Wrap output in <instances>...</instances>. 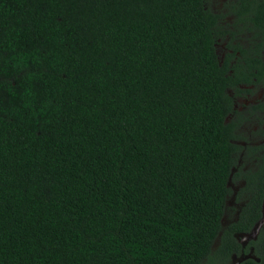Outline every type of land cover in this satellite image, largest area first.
Here are the masks:
<instances>
[{
	"label": "trees",
	"instance_id": "1",
	"mask_svg": "<svg viewBox=\"0 0 264 264\" xmlns=\"http://www.w3.org/2000/svg\"><path fill=\"white\" fill-rule=\"evenodd\" d=\"M237 8L238 30L215 0H0V264L240 253L234 233L262 215L264 167L232 175L237 80L215 43L264 39V0ZM239 173L246 202L222 225ZM248 245L258 261L240 264H264V225Z\"/></svg>",
	"mask_w": 264,
	"mask_h": 264
},
{
	"label": "flooded vegetation",
	"instance_id": "2",
	"mask_svg": "<svg viewBox=\"0 0 264 264\" xmlns=\"http://www.w3.org/2000/svg\"><path fill=\"white\" fill-rule=\"evenodd\" d=\"M231 1L233 2V11L231 9L232 6L226 4V2ZM239 2L240 0H221L217 3V8L224 15V17H222L223 15L221 16L220 20L222 24H226L230 29L238 30L236 26L234 27V22L236 25H244V22L238 21L240 16L234 12L238 9ZM227 14L229 16H226ZM262 37L261 35L253 36L252 32L245 30V32H239L235 36L226 34L224 38H218L217 43H215L217 52H219L218 45L220 44L222 47L219 57L222 60H224L225 56L228 58L227 75H232L237 80L235 84L231 85L230 82L226 87V92L231 101V110L225 119L227 122H236L234 134L241 137L233 139V142L240 146V150L237 153V166L233 168L232 175L238 171V168H241L242 172L248 170L256 172L261 167H264L263 163L258 162L256 159V156L264 152L262 148L264 144V72L261 73L259 63L256 64L257 59L264 61V50L262 49L259 52H240L234 49L240 47L241 50H248V47H255L260 42L264 46V39ZM255 164H258L256 169L253 168ZM245 184L246 177L241 173L236 175L235 180H232V177L229 178L228 185L232 188V192L230 193L232 195L231 200H227L229 210L227 209L223 218L225 216L229 217V213H231L233 220L237 219L241 207L246 202L245 194H241L238 197ZM227 223L228 220H226L225 224ZM238 243L241 246L239 254L248 253L250 246H252L248 245L249 242L245 246L239 241ZM244 249H246V252ZM234 254L232 253L231 257Z\"/></svg>",
	"mask_w": 264,
	"mask_h": 264
},
{
	"label": "water",
	"instance_id": "3",
	"mask_svg": "<svg viewBox=\"0 0 264 264\" xmlns=\"http://www.w3.org/2000/svg\"><path fill=\"white\" fill-rule=\"evenodd\" d=\"M261 212H262L261 217L254 224L253 228L250 231H248V232H235L234 233L235 238L243 246H245V244L247 242H249L250 240H255L260 228L264 225V198H263V202H262V206H261ZM221 223H222V225L225 224V222H223V218H222ZM219 235H220V233H219ZM252 250L253 249L251 248L248 253L240 254L239 256L232 255L230 264H239L248 258H253L255 260H258V258L254 254H252Z\"/></svg>",
	"mask_w": 264,
	"mask_h": 264
},
{
	"label": "rangeland",
	"instance_id": "4",
	"mask_svg": "<svg viewBox=\"0 0 264 264\" xmlns=\"http://www.w3.org/2000/svg\"><path fill=\"white\" fill-rule=\"evenodd\" d=\"M219 1H221V0H215V2L216 3H218ZM226 16H229V14H227ZM218 48H219V54H221V52H222V47H221V45L219 44L218 45ZM216 49H217V47H216ZM249 129V128H248ZM258 167V164H255L254 166H253V168L254 169H256ZM232 195V194H231ZM231 195L229 196V201L231 200ZM226 220H229V217L228 216H225L224 218H223V222H225L226 223Z\"/></svg>",
	"mask_w": 264,
	"mask_h": 264
},
{
	"label": "clouds",
	"instance_id": "5",
	"mask_svg": "<svg viewBox=\"0 0 264 264\" xmlns=\"http://www.w3.org/2000/svg\"><path fill=\"white\" fill-rule=\"evenodd\" d=\"M252 228H253V227H252ZM260 229H261V228H260ZM259 231H260V230H259ZM250 241H251V240H250ZM251 248L254 249L253 246H250V249H251ZM249 251H250V250H249ZM252 254H253V250H252ZM234 255L239 256L240 254H234ZM257 258H258V257H257ZM244 261H245V260H244ZM244 261H243V262H244ZM257 261H258V260H257ZM230 262H231V260H230ZM230 262H229L228 264H230ZM241 263H242V262H241ZM239 264H240V263H239Z\"/></svg>",
	"mask_w": 264,
	"mask_h": 264
}]
</instances>
